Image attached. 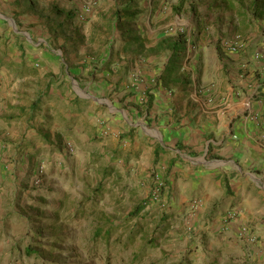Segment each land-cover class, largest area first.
Here are the masks:
<instances>
[{"label":"crops","instance_id":"obj_1","mask_svg":"<svg viewBox=\"0 0 264 264\" xmlns=\"http://www.w3.org/2000/svg\"><path fill=\"white\" fill-rule=\"evenodd\" d=\"M20 1L0 16V156L71 175L80 155L123 163L150 192L163 183L164 206L140 216L175 264H264V36L233 52L212 22L166 37L153 0L139 26L127 0Z\"/></svg>","mask_w":264,"mask_h":264},{"label":"rangeland","instance_id":"obj_2","mask_svg":"<svg viewBox=\"0 0 264 264\" xmlns=\"http://www.w3.org/2000/svg\"><path fill=\"white\" fill-rule=\"evenodd\" d=\"M226 2L153 0V4L163 9L162 22L169 20V25L159 32L166 37L185 36L187 30L197 33L198 28L204 29L212 22L225 40L238 36L245 43L252 34L264 36V0ZM127 3L136 5L129 9L133 16L145 4L143 0H127ZM19 4L26 5L20 0H0V16L7 18L11 12L16 16ZM153 14L154 11L145 14L141 11L137 25ZM175 15L178 17L173 19ZM57 151L52 149L44 154L49 157ZM7 154L0 156V264L176 263L173 259L177 253L163 248L164 239L153 236L149 240L141 211L131 215L133 218L127 215L140 202H148L150 186L145 187L135 171H124L123 163L108 171H94L93 163H106L105 158L99 159L102 156L99 155L93 161L91 158L86 161L80 155L85 169L80 175L74 171L71 175L64 167L59 170L58 164L46 167L44 157H37L36 166L26 169L20 164L22 157L18 153ZM42 165L43 173L37 175ZM92 197L102 200L95 203ZM150 224L151 229H156L155 220ZM106 225L111 232L109 240L98 241L96 231ZM154 240H157L155 246ZM26 248L31 249L30 254Z\"/></svg>","mask_w":264,"mask_h":264},{"label":"built area","instance_id":"obj_3","mask_svg":"<svg viewBox=\"0 0 264 264\" xmlns=\"http://www.w3.org/2000/svg\"><path fill=\"white\" fill-rule=\"evenodd\" d=\"M85 11H88L87 8H85ZM226 47L228 48V50L230 51H237L241 48L244 47V43L242 42V40L240 39V37L236 36L234 38H232V40H230L229 42L226 43ZM258 57V56H257ZM43 169L44 166H39L37 169V175H41L43 173ZM157 178V177H155ZM163 188V183L161 181H157L155 186L153 187V189L150 192V199L152 202L156 203L157 205H160L161 207L164 206V201L162 200V190ZM195 206V204L193 203V207ZM234 213L232 211L227 212L226 214V218L227 220H230L234 217ZM240 236H247L248 235V229L247 228H242L239 231ZM253 240V238L249 239Z\"/></svg>","mask_w":264,"mask_h":264},{"label":"trees","instance_id":"obj_4","mask_svg":"<svg viewBox=\"0 0 264 264\" xmlns=\"http://www.w3.org/2000/svg\"><path fill=\"white\" fill-rule=\"evenodd\" d=\"M222 2H226V0H221ZM229 3H225V6H227ZM179 38H182L183 35L182 34H179L178 35ZM181 45V41L179 40V42L177 43H174L173 45H171V49L173 51L174 54H176L178 52V46ZM142 209V205H139L137 207H135V209L133 210V213L132 215L134 214H137L140 210ZM110 230H101V229H98L96 231V236L98 237V241H103V242H108L109 240V237H110ZM26 253L27 254H30L31 253V249L29 248H26Z\"/></svg>","mask_w":264,"mask_h":264}]
</instances>
